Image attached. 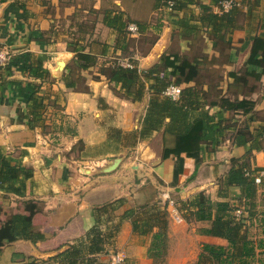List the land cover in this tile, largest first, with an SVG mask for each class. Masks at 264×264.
Returning a JSON list of instances; mask_svg holds the SVG:
<instances>
[{
	"label": "crops",
	"instance_id": "1",
	"mask_svg": "<svg viewBox=\"0 0 264 264\" xmlns=\"http://www.w3.org/2000/svg\"><path fill=\"white\" fill-rule=\"evenodd\" d=\"M164 1L0 0V48L18 61L0 70V172L18 171L0 187V223L25 214L22 202H39L32 225L42 236L0 245V264H51L70 249L81 250L83 263L108 264L121 253L120 264H211L202 258L204 246L230 251L215 223L238 222L219 203L244 211L238 235L254 247L248 261H264V72L249 64L254 39L264 40V0H238L236 26L220 33L201 20L200 8L221 15L218 3L192 0L173 11ZM115 17L120 22L112 24ZM127 21L140 25L138 35L119 30ZM167 55L178 56L181 93L198 92L193 117L206 113L231 126L216 145H203L198 162L183 154L176 178L175 158H162L174 146L169 118L140 135L154 82L138 80L126 93L108 75L118 58L146 72ZM221 98L252 109H223ZM241 129L246 142L238 145ZM240 167L254 178L251 209L242 189L223 184ZM163 194L179 205L184 222L171 219ZM200 202L209 206L204 213ZM156 235L161 249L153 259ZM95 239L103 251L90 255Z\"/></svg>",
	"mask_w": 264,
	"mask_h": 264
},
{
	"label": "trees",
	"instance_id": "2",
	"mask_svg": "<svg viewBox=\"0 0 264 264\" xmlns=\"http://www.w3.org/2000/svg\"><path fill=\"white\" fill-rule=\"evenodd\" d=\"M161 1V0H160ZM222 0H212V2L220 3ZM158 2V0H157ZM189 3L192 0H167L163 4L168 6L171 3L170 8L173 11L182 9L185 5L182 3ZM202 12H204L202 21L211 25L215 32L220 33L222 30H231L235 24V18L237 16L238 7L231 8L226 13H221V15L209 13L208 9L204 6H200ZM116 24L120 22L118 17L113 20ZM127 23L119 24V30L125 31ZM138 31L142 30L139 24H136ZM181 27L186 31L192 30L193 27L188 26L186 22H181ZM126 33V31H125ZM127 34V33H126ZM221 41V36L216 37ZM259 55V56H258ZM177 57L175 55H167L161 58L159 66L146 71L141 72L138 70L136 62L131 60L134 67L133 68H122L117 66L115 63L111 66L109 70V79L115 84L121 85V88L129 93L132 87H135L138 80L139 81H150L152 80V88L154 89V97H152L148 103L145 117L142 121V129L140 132L141 136L148 135L153 131L158 130L166 118H169V123L166 127V133L173 137L174 146L172 148H165L162 153V158L167 159L172 156L175 158V168L174 177L182 170L184 154L186 157L195 159L198 162V157L202 152L203 145H216L218 140L224 135L227 129L231 126L226 125L221 119L217 122L214 121L212 117L206 115V113H200L199 117H193V111L197 107L196 97L198 92L194 88H188L182 91L181 98L179 101L174 102L170 99H158V94L165 90L169 85H180L183 79V74L181 68L178 66ZM259 57V58H257ZM78 59L84 62H92V58L85 54H79ZM8 64H18L16 59H10ZM7 64V65H8ZM249 64L254 66L263 67L264 72V40L254 39L253 47L251 49V56L249 59ZM169 70V71H167ZM164 71V77L171 78L168 81H164L159 78V73ZM199 76L200 73L198 72ZM142 79V80H141ZM253 79H259V75L253 74ZM142 95L141 90L137 89L136 97L140 98ZM203 95L207 96L205 93ZM218 105L221 108L229 111H244L248 112L252 109V104L247 101H241L233 103L228 99L221 98L218 99ZM238 145H242L246 142V135L241 129L238 131L235 139ZM18 171L11 168L5 169L0 172V187L4 188L6 180H10L16 176ZM254 178H252L244 167L238 169H232L228 172L223 184L233 187H239L242 189L243 196L247 201L248 208H253L252 199L255 193ZM12 190V187L9 188ZM23 210L25 214H13L9 216L7 220L0 223V245L4 243H10L17 240H29L35 242L41 240L42 236L35 232L32 225L33 217L41 211L39 202L32 200L22 202ZM205 202H200L198 207L199 212L204 213L209 206H205ZM217 208L220 211L234 212L236 207H232L228 203H219ZM201 218H205L204 215H199ZM244 217L240 218L238 222L231 219V222H221L217 221L214 227V233L219 236H225L230 244V251H224L221 248H214L210 246H204L202 258H206L211 264H253L248 260L253 257L254 247L251 242L247 241V238L239 237V229L243 226ZM233 224L231 226L230 224ZM136 230V226H134ZM153 245L149 249V255L154 259L158 257L159 249H161V236L156 235ZM160 241V242H159ZM100 240L95 239L94 245H91L90 255H95L102 253L103 248L100 246ZM52 263L58 264H95L90 258L84 263L82 262V253L79 249L67 250L58 256L52 258ZM259 264H264L262 261Z\"/></svg>",
	"mask_w": 264,
	"mask_h": 264
},
{
	"label": "built area",
	"instance_id": "3",
	"mask_svg": "<svg viewBox=\"0 0 264 264\" xmlns=\"http://www.w3.org/2000/svg\"><path fill=\"white\" fill-rule=\"evenodd\" d=\"M168 6L170 7L171 3H168ZM233 7H238V8L241 7L238 0H222L218 4L220 13H226ZM125 31L129 36H135V35H138L139 33L138 27L134 23H127ZM11 57H12L11 53L8 49L0 48V70H2L3 68L7 66ZM115 64L122 68H133L134 67L133 63L128 58H118L116 59ZM180 93H181V88L179 86L169 85L162 92V95L171 100H177L180 96ZM163 198H165L167 202V207L170 210L169 215L171 219L176 223L184 222L183 213L179 205H177L176 202L170 199L167 194H163ZM234 216L237 220H239L240 218L244 217V211L242 209L235 210ZM122 261H123L122 254L115 253V254L110 255L108 264H120Z\"/></svg>",
	"mask_w": 264,
	"mask_h": 264
}]
</instances>
